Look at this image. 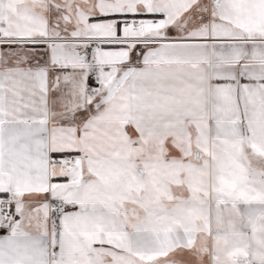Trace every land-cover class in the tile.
I'll list each match as a JSON object with an SVG mask.
<instances>
[{"label": "snow or ice", "instance_id": "obj_1", "mask_svg": "<svg viewBox=\"0 0 264 264\" xmlns=\"http://www.w3.org/2000/svg\"><path fill=\"white\" fill-rule=\"evenodd\" d=\"M0 264H264V0H0Z\"/></svg>", "mask_w": 264, "mask_h": 264}]
</instances>
